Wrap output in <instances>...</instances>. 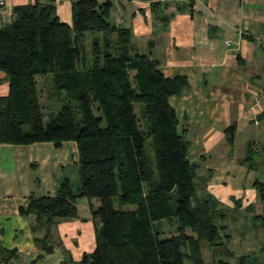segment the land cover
<instances>
[{
	"label": "trees",
	"instance_id": "16d2710c",
	"mask_svg": "<svg viewBox=\"0 0 264 264\" xmlns=\"http://www.w3.org/2000/svg\"><path fill=\"white\" fill-rule=\"evenodd\" d=\"M111 8L109 0H78L69 26L48 0L14 7L0 28V72L9 84L0 97V143L60 148L72 141L79 156L76 184L64 178L53 197H32L20 213L44 226L76 219L77 200L94 199L95 248L76 264H206L202 249L230 256L227 215L201 188L205 180L187 158L188 141L169 103L187 79L165 77L156 61L133 51L130 33L110 24ZM89 32L102 36L86 50ZM37 76L48 82V114ZM234 135L231 126L230 145ZM253 155L248 148L242 161L250 168ZM253 187L264 202V184ZM162 222L175 224L164 239ZM34 241L44 253L53 249ZM237 264L256 263L241 255Z\"/></svg>",
	"mask_w": 264,
	"mask_h": 264
},
{
	"label": "crops",
	"instance_id": "0c3cea01",
	"mask_svg": "<svg viewBox=\"0 0 264 264\" xmlns=\"http://www.w3.org/2000/svg\"><path fill=\"white\" fill-rule=\"evenodd\" d=\"M47 1L4 0L0 28L11 22L14 7ZM77 1L54 0L62 23L72 26ZM109 1V22L130 33L133 51L156 61L167 78L186 77L188 86L169 103L178 131L188 141L187 158L198 165L205 194L231 214L228 242L235 245L243 235L247 242L241 255L264 264V202L253 187L254 181L264 184V153L253 158L252 168L242 162L248 148L253 157L254 149L264 148V103L255 100L264 87V0ZM99 35L87 34L86 50ZM35 79L40 104L46 108L48 82L41 76ZM8 92V80L0 72V97ZM231 126L232 145L226 138ZM78 159L72 141L60 148L49 142L0 143V264H76L83 253L94 250V199L77 200L76 219L44 226L20 213L32 197H53L64 178L76 184ZM35 238L52 251L44 253Z\"/></svg>",
	"mask_w": 264,
	"mask_h": 264
},
{
	"label": "rangeland",
	"instance_id": "374dc122",
	"mask_svg": "<svg viewBox=\"0 0 264 264\" xmlns=\"http://www.w3.org/2000/svg\"><path fill=\"white\" fill-rule=\"evenodd\" d=\"M86 38H88L87 35H86ZM86 38L84 40H86ZM45 101H46V108L45 109H46V112H47L46 114H48L51 101L49 102L48 98ZM57 102L58 101L56 100V107L57 108H55L56 109L55 112L56 111L58 112V110H59L58 107H59L60 104L57 103ZM137 106H139V105H135L136 112H138ZM47 116L48 115H46V117ZM254 141H255V139H254ZM250 145H252V143ZM246 148H248V146ZM254 151L256 152V154H255V156L253 158L257 157V155H259L261 153H264V148H260L259 151L254 149ZM225 214L227 215L226 224L227 225L229 224V226L232 225L234 222H231V220H230V218H231L230 212L226 211ZM248 223H250V222H248ZM161 225H162V229H163V232H164V234H162V236H161L162 239L168 238L174 233L175 224L171 225L170 223L162 222ZM236 231L239 232V234L242 233L241 232L242 229H238ZM246 231L248 233H250V229H248ZM227 233L229 234V231H227ZM246 242H247V239L243 235H242V237H239V238L236 239L235 245H232L231 241L230 242H226L225 243L226 248L231 251V255L230 256H228V254L222 249L219 250L220 252L209 250V249H202V255H203L204 259H205L206 264H217V262L219 260H227L229 262V264H237V258L239 256H241V250L244 249V246L246 247V244H245Z\"/></svg>",
	"mask_w": 264,
	"mask_h": 264
},
{
	"label": "built area",
	"instance_id": "2783aa9c",
	"mask_svg": "<svg viewBox=\"0 0 264 264\" xmlns=\"http://www.w3.org/2000/svg\"><path fill=\"white\" fill-rule=\"evenodd\" d=\"M4 3V0H0V7H2ZM229 42L230 41H228V43ZM255 100L258 104L264 103V87L257 93Z\"/></svg>",
	"mask_w": 264,
	"mask_h": 264
}]
</instances>
